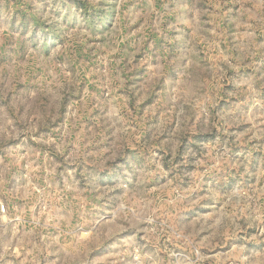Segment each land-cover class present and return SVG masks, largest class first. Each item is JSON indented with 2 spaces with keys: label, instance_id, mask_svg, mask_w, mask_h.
I'll return each mask as SVG.
<instances>
[{
  "label": "rangeland",
  "instance_id": "obj_1",
  "mask_svg": "<svg viewBox=\"0 0 264 264\" xmlns=\"http://www.w3.org/2000/svg\"><path fill=\"white\" fill-rule=\"evenodd\" d=\"M0 264H264V0H0Z\"/></svg>",
  "mask_w": 264,
  "mask_h": 264
}]
</instances>
